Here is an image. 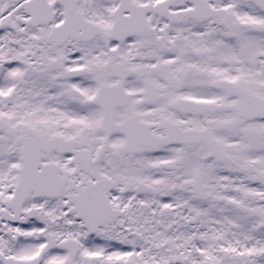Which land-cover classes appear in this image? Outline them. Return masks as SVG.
<instances>
[{"label": "snow or ice", "instance_id": "1", "mask_svg": "<svg viewBox=\"0 0 264 264\" xmlns=\"http://www.w3.org/2000/svg\"><path fill=\"white\" fill-rule=\"evenodd\" d=\"M0 264H264V0H0Z\"/></svg>", "mask_w": 264, "mask_h": 264}]
</instances>
